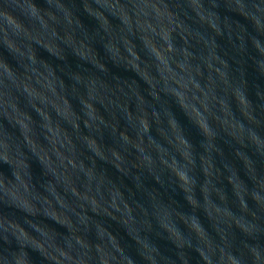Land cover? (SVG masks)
Returning <instances> with one entry per match:
<instances>
[{"label": "clouds", "instance_id": "obj_1", "mask_svg": "<svg viewBox=\"0 0 264 264\" xmlns=\"http://www.w3.org/2000/svg\"><path fill=\"white\" fill-rule=\"evenodd\" d=\"M0 264H264V0H0Z\"/></svg>", "mask_w": 264, "mask_h": 264}]
</instances>
